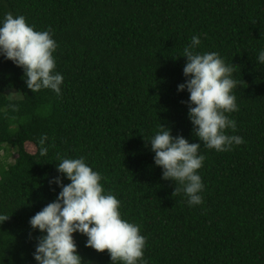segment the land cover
I'll return each mask as SVG.
<instances>
[{
    "label": "trees",
    "instance_id": "trees-1",
    "mask_svg": "<svg viewBox=\"0 0 264 264\" xmlns=\"http://www.w3.org/2000/svg\"><path fill=\"white\" fill-rule=\"evenodd\" d=\"M9 12L36 30L51 27L64 82L61 95L33 93L23 69L0 57V215L9 216L0 223V264H37L42 233L29 220L61 191L49 181L62 156H84L102 174L122 217L141 226L147 264H264V0H0V19ZM195 35L197 51L218 52L235 68L239 111L229 115L237 128L227 131L244 143L228 152L203 146L184 103L190 94L177 91ZM161 124L201 144V205L174 194L154 164L148 140ZM74 239L84 264H112L85 235Z\"/></svg>",
    "mask_w": 264,
    "mask_h": 264
},
{
    "label": "clouds",
    "instance_id": "clouds-1",
    "mask_svg": "<svg viewBox=\"0 0 264 264\" xmlns=\"http://www.w3.org/2000/svg\"><path fill=\"white\" fill-rule=\"evenodd\" d=\"M49 26L36 30L23 15L9 12L0 19V57L21 67L27 88L33 93L50 89L61 95L63 75L56 71L54 53L58 48ZM199 35L191 37L183 49L186 64L183 68L185 82L177 86L178 92L190 94L184 103L193 125L194 135L203 146L217 152H228L234 145L244 143L243 137L228 134L235 132L236 121L231 113L239 111L234 89L233 64H228L218 52H199ZM264 65V49L257 56ZM10 107L15 108L14 105ZM46 134L40 138L39 154L47 155ZM154 155V164L161 167L162 179L176 184L174 194L187 197L189 207L203 203L204 182L199 170L205 155L200 143H189L182 135L173 136L171 129L162 124L148 140ZM57 171L49 184L61 188L56 199L32 216L29 224L42 235L37 238L33 258L37 264H84L78 252L74 234L87 237L86 247L97 252L107 250L112 264H147L145 260L146 237L141 226L122 217L121 201L106 191L101 183L102 174L89 165L84 156L59 157ZM63 178L70 183L64 184ZM9 216L0 215V223Z\"/></svg>",
    "mask_w": 264,
    "mask_h": 264
},
{
    "label": "rangeland",
    "instance_id": "rangeland-1",
    "mask_svg": "<svg viewBox=\"0 0 264 264\" xmlns=\"http://www.w3.org/2000/svg\"><path fill=\"white\" fill-rule=\"evenodd\" d=\"M12 96H13V98H19V95H16V93L13 94ZM26 147H27L28 151H30L31 153H34L36 151V148L34 145L27 144ZM4 154H5L4 151H0V160H2ZM16 157H17V153L15 151H12V156L10 157L9 162L10 163L14 162Z\"/></svg>",
    "mask_w": 264,
    "mask_h": 264
}]
</instances>
